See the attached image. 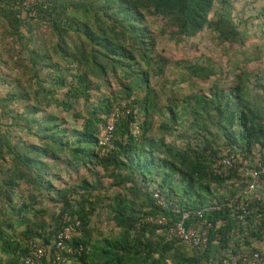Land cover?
Listing matches in <instances>:
<instances>
[{
	"label": "trees",
	"instance_id": "16d2710c",
	"mask_svg": "<svg viewBox=\"0 0 264 264\" xmlns=\"http://www.w3.org/2000/svg\"><path fill=\"white\" fill-rule=\"evenodd\" d=\"M256 1L35 0L24 6L0 0V66L16 72L9 85L17 90L0 97V118L10 117L4 128L32 138L19 145L0 130V264H21L32 244L47 251L44 264H52L65 216L78 232L69 244L81 252L60 251L62 257L74 256L63 264H223L228 242L239 247L234 230L247 250L264 252L259 246L264 236L253 227L252 216L246 217L244 234L229 208L208 209L245 185L240 169L264 158V68H248L264 60V21L253 24L264 16V5ZM148 18L160 21L155 31L170 40H191L208 29L220 44L236 47L229 55L235 66L226 69L233 84L213 81L207 92L178 97V85L214 76L210 66L188 63L182 67L185 76L172 82L176 88L166 107L154 105L150 80L166 66L154 55ZM43 25L46 37L38 30ZM255 27L262 35L251 44L249 28ZM14 102L21 110L8 108ZM58 109L80 124L68 126L54 112ZM115 111L113 137L100 146ZM162 113L160 135L151 136L150 117ZM175 132L182 145L165 142ZM231 154L241 161L238 170L217 166L220 156ZM58 165L93 177L61 188L55 184ZM154 192L164 206L155 202ZM54 209L53 224H45L41 217ZM183 213H189L185 228L194 224L200 234L202 221L211 224L206 248L168 232ZM95 215L104 216L116 233L94 240ZM156 216L168 224L159 227L149 220Z\"/></svg>",
	"mask_w": 264,
	"mask_h": 264
},
{
	"label": "rangeland",
	"instance_id": "374dc122",
	"mask_svg": "<svg viewBox=\"0 0 264 264\" xmlns=\"http://www.w3.org/2000/svg\"><path fill=\"white\" fill-rule=\"evenodd\" d=\"M257 4L264 5V0H257ZM242 2L240 5L238 3L237 7H241ZM256 12V11H255ZM251 13L252 15L255 14L252 11H248L246 14ZM244 16V15H243ZM241 16V17H243ZM245 18V17H244ZM264 21V16L258 17L254 20L253 24L262 23ZM148 25L152 29L151 35L154 38L155 46H154V55L158 56L162 59L165 63L166 70L162 73L161 76L157 78H151L150 85L152 87V96H153V104L156 106H160L161 108H165L168 104L167 99L168 96L171 95L172 91H175L176 85H173L174 79L179 77L185 76V71H182V67L188 63H196L199 62L204 66H210L214 71V76L210 78L208 81L204 83H198L199 81H193L191 86L186 84L178 85L176 88L177 95L180 97L183 93H190L191 90L207 92L209 90L213 81H218L219 84L225 83V85L233 84V74L229 70L226 71L227 68L235 66L233 60H229L230 53L236 52V47L233 49L228 46L227 44H220L217 40L214 39V36L208 29H204L200 33H198L193 39L191 40H170L167 35L159 36V33L155 31L157 26H160V21H156L154 19L148 18L147 21ZM39 33L46 37L48 35L47 28L43 25L40 27ZM250 33L252 36H248V42L251 44H255L258 37H261L262 32L257 28H249ZM2 29H0V33ZM46 39V38H45ZM236 56V54H235ZM7 58V56L4 55ZM231 57H233L231 55ZM12 65V60L10 61V66ZM248 68L251 70L256 71L257 69L264 68V60L262 59L260 62L250 63ZM0 97H5L7 92H16L14 88V84L12 86L9 85L12 79L16 76V72L13 73L10 69L3 68L0 66ZM14 88V90H13ZM146 90L140 91V98L144 99L146 96ZM11 110H21V106L16 104L15 102L8 106ZM56 114L60 117H64L66 120V124L68 126H78L80 122H77L74 125L73 119L70 116H67L61 110H54ZM164 114L158 115H151L150 119V126L149 130L151 136H159L160 133L158 131L159 124H162V121L165 120ZM142 117V114H139ZM138 118V117H137ZM0 130L1 131H8L9 137L12 143H18L22 145L25 141L32 140L31 137L28 135L20 134L17 130L10 128H4L6 124H10L11 120L10 117H2L0 118ZM3 125V127H2ZM182 134L186 130V127L182 125ZM6 129V130H5ZM137 133V132H136ZM21 135V136H20ZM178 133H173L172 137L167 138L165 142L171 143L175 142L177 145H182L183 141L181 137H177ZM3 163V162H2ZM57 172L59 173L60 182H56L55 184L61 188H65L66 186H70L71 188L75 187L83 178L91 179L93 176L89 174L87 171L79 170V171H71V173L66 172L65 170H60L62 166L56 167ZM78 172V173H77ZM98 173V172H97ZM97 175V174H95ZM105 184L109 181L108 179L104 180ZM67 184V185H66ZM57 211L54 209L51 211L50 214H43L41 219L44 221L45 224L51 225L53 221L51 220V216H55ZM91 227H92V236L93 239L96 240L100 238V236H105L107 234H115L116 231H111V225L106 222L105 217L99 218L98 215L91 217Z\"/></svg>",
	"mask_w": 264,
	"mask_h": 264
},
{
	"label": "built area",
	"instance_id": "2783aa9c",
	"mask_svg": "<svg viewBox=\"0 0 264 264\" xmlns=\"http://www.w3.org/2000/svg\"><path fill=\"white\" fill-rule=\"evenodd\" d=\"M24 6H33L36 4L35 0H15ZM115 118L110 120L106 127L102 130L99 145L107 146L109 141L113 137V130L116 120L119 117L118 111L114 112ZM108 143V144H107ZM104 153V150H101ZM217 166L227 168L231 170H238L240 166V159L231 155H222L217 159ZM240 176L245 179V185L240 188L233 197L225 198L223 203L213 205L208 208L211 211H223L224 208H229V214L234 223L237 226H243V233L246 234V217L252 216V225L262 236H264V208L263 200L260 195L261 191H264V158H258L251 167H244L240 169ZM153 199L158 205L164 206L163 197L154 192L152 194ZM253 206H251V204ZM202 212H195L199 218H202ZM150 218L151 222H155L159 227H165L168 224V219L165 217L156 216ZM189 218V213H183L179 221L173 222L172 227L168 232L175 238L181 239L183 242L191 244L198 249H204L207 247V235L208 229L211 228V224L207 220L202 221V228H204L202 234L199 233L198 227L194 224H190L185 228V222ZM69 218L65 216L63 218V226L60 232L57 234L54 245L57 251L54 252L52 258V264L69 263L68 258L74 256L62 257L60 251L66 252L68 255L80 254L81 247H73L69 244L73 236H78V232L72 229L69 225ZM233 234L238 235L236 238L240 240L237 244L230 240L228 242L229 248L222 252L224 256L223 264H264V252L260 253L254 250H247L244 245V241L241 238L238 230L232 231ZM264 241V240H263ZM255 247V244H252ZM250 249V248H249ZM48 252L42 248H39L37 244H32L29 255L21 260V264H44V259L48 258Z\"/></svg>",
	"mask_w": 264,
	"mask_h": 264
},
{
	"label": "crops",
	"instance_id": "0c3cea01",
	"mask_svg": "<svg viewBox=\"0 0 264 264\" xmlns=\"http://www.w3.org/2000/svg\"><path fill=\"white\" fill-rule=\"evenodd\" d=\"M261 197L264 198V191H261L260 193ZM260 249H262V251H264V243L260 244Z\"/></svg>",
	"mask_w": 264,
	"mask_h": 264
},
{
	"label": "clouds",
	"instance_id": "9594fccd",
	"mask_svg": "<svg viewBox=\"0 0 264 264\" xmlns=\"http://www.w3.org/2000/svg\"><path fill=\"white\" fill-rule=\"evenodd\" d=\"M122 108H123V109H126V107H125L124 105H122ZM126 111L129 112V110H126Z\"/></svg>",
	"mask_w": 264,
	"mask_h": 264
}]
</instances>
